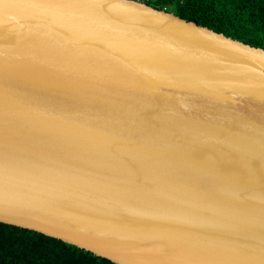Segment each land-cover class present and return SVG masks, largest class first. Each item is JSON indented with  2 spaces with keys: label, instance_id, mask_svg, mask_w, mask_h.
Here are the masks:
<instances>
[{
  "label": "water",
  "instance_id": "95a60500",
  "mask_svg": "<svg viewBox=\"0 0 264 264\" xmlns=\"http://www.w3.org/2000/svg\"><path fill=\"white\" fill-rule=\"evenodd\" d=\"M0 223L264 264V50L129 0H0Z\"/></svg>",
  "mask_w": 264,
  "mask_h": 264
},
{
  "label": "trees",
  "instance_id": "16d2710c",
  "mask_svg": "<svg viewBox=\"0 0 264 264\" xmlns=\"http://www.w3.org/2000/svg\"><path fill=\"white\" fill-rule=\"evenodd\" d=\"M232 40L264 50V0H147ZM0 264H113L39 233L0 223Z\"/></svg>",
  "mask_w": 264,
  "mask_h": 264
},
{
  "label": "built area",
  "instance_id": "2783aa9c",
  "mask_svg": "<svg viewBox=\"0 0 264 264\" xmlns=\"http://www.w3.org/2000/svg\"><path fill=\"white\" fill-rule=\"evenodd\" d=\"M129 1L137 2V3H142V4H145L147 2V0H129Z\"/></svg>",
  "mask_w": 264,
  "mask_h": 264
},
{
  "label": "clouds",
  "instance_id": "9594fccd",
  "mask_svg": "<svg viewBox=\"0 0 264 264\" xmlns=\"http://www.w3.org/2000/svg\"><path fill=\"white\" fill-rule=\"evenodd\" d=\"M146 4V3H145Z\"/></svg>",
  "mask_w": 264,
  "mask_h": 264
}]
</instances>
